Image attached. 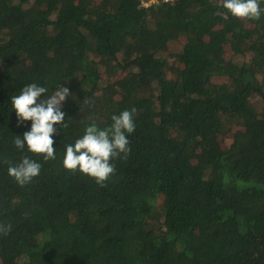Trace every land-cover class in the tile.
<instances>
[{
	"label": "trees",
	"instance_id": "trees-1",
	"mask_svg": "<svg viewBox=\"0 0 264 264\" xmlns=\"http://www.w3.org/2000/svg\"><path fill=\"white\" fill-rule=\"evenodd\" d=\"M143 1L0 0V264H264V16ZM31 83L71 92L55 160L13 144ZM132 107L106 187L63 168L87 125ZM25 155L42 169L21 187L4 161Z\"/></svg>",
	"mask_w": 264,
	"mask_h": 264
},
{
	"label": "clouds",
	"instance_id": "clouds-1",
	"mask_svg": "<svg viewBox=\"0 0 264 264\" xmlns=\"http://www.w3.org/2000/svg\"><path fill=\"white\" fill-rule=\"evenodd\" d=\"M223 8L233 17L242 20H260L264 16V7L260 0H223ZM48 89L37 83L24 86L19 95L11 96V108L16 113L17 126L31 121V128L21 136H15L16 149L42 155L45 162L55 160L54 135L59 129L69 125L65 123L66 113L62 111L70 89L61 85L51 95ZM45 94H47L45 96ZM137 109L123 110L112 115V123L101 128L94 121L85 127L84 135L74 144L66 145L62 166L71 172L77 170L95 179L101 187L115 174L114 159L127 160L132 151L129 136L135 132V114ZM71 120V119H69ZM8 174L15 182L24 187L40 175L42 165L29 156H22L18 164L5 160ZM12 225L0 223V235L10 234Z\"/></svg>",
	"mask_w": 264,
	"mask_h": 264
},
{
	"label": "built area",
	"instance_id": "built-area-1",
	"mask_svg": "<svg viewBox=\"0 0 264 264\" xmlns=\"http://www.w3.org/2000/svg\"><path fill=\"white\" fill-rule=\"evenodd\" d=\"M157 0H149L148 2L147 1H143L144 2V4L146 5V6H148V5H150L151 3H154V2H156ZM165 1H169V0H165Z\"/></svg>",
	"mask_w": 264,
	"mask_h": 264
}]
</instances>
